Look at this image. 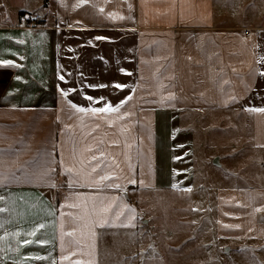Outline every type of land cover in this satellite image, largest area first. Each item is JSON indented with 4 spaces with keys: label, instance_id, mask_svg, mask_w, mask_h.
<instances>
[{
    "label": "crops",
    "instance_id": "1",
    "mask_svg": "<svg viewBox=\"0 0 264 264\" xmlns=\"http://www.w3.org/2000/svg\"><path fill=\"white\" fill-rule=\"evenodd\" d=\"M3 7L0 264H144L140 194L204 187L195 127L225 119L241 128L208 158L237 179L184 243L264 264V112L247 110L264 108V0H41L18 23Z\"/></svg>",
    "mask_w": 264,
    "mask_h": 264
},
{
    "label": "rangeland",
    "instance_id": "2",
    "mask_svg": "<svg viewBox=\"0 0 264 264\" xmlns=\"http://www.w3.org/2000/svg\"><path fill=\"white\" fill-rule=\"evenodd\" d=\"M0 5H4L3 9L8 16V22L18 23V20H20V14H17L19 8L38 12L41 0H0ZM27 19L25 17L24 20ZM218 124L217 120L209 123L212 132L211 135L208 133V137H205L204 140L203 133L206 132H204L202 124L195 127L198 139L197 160L200 165V168L197 166V178L199 183L203 182L201 178L207 180L204 187L199 188L197 186L194 192L190 191L187 193L161 191L140 194L139 203L137 204L145 223L141 225L143 227L137 233V239L142 244L140 255L143 256L144 264H159L161 260L167 262L168 260L166 259L172 255L175 260L171 257L170 262H177V264H190L189 261L191 264H219L223 260L219 255L217 257V253L202 250L198 242L191 240L190 243H184L185 238H183L184 236L191 238L196 236L193 234V228H199L200 217L198 213L203 207H208L209 205L208 215L212 216L214 193L215 189L219 188L217 186H221L220 188L226 187L237 179L234 172L214 167L208 157L217 150L221 152L227 151L226 149L231 147L230 140H233L241 127L237 122H233L230 119H225L221 126H218ZM202 141H205V145H203ZM202 165H204V168L201 167ZM193 217L195 218L193 219ZM192 220L193 223H191ZM207 221L206 242L213 243L211 218ZM168 231L174 233V238L178 237L173 245L176 246L175 249H167ZM157 237H161L162 245L165 249H154ZM161 264L167 263L161 262Z\"/></svg>",
    "mask_w": 264,
    "mask_h": 264
},
{
    "label": "snow or ice",
    "instance_id": "3",
    "mask_svg": "<svg viewBox=\"0 0 264 264\" xmlns=\"http://www.w3.org/2000/svg\"><path fill=\"white\" fill-rule=\"evenodd\" d=\"M97 39H104L103 37H97ZM8 64H11V62L9 61V62H7ZM15 67H19V65H15ZM127 75H132V73H126ZM260 75L262 76V77H264V72H262V73H260ZM61 80H64L65 78H64V76H60L59 77ZM95 87H106V85H99V86H95ZM114 87L115 88H117V89H124L125 87H127V85H122V84H119V83H117V84H115L114 85ZM71 91H73V89H67V90H64L63 91V95L64 96H67L68 94H69V92H71ZM87 100H89V101H92L94 98L93 97H91V96H87V97H85ZM132 99V97L129 95L128 97H126V100L125 101H122L121 103L123 104V103H127V101L128 100H131ZM97 103H99L100 101L99 100H97L96 101ZM72 107L73 108H76V110L78 111V112H81V113H83V112H91V113H112V112H118L119 111V107L120 106H113V105H111V104H107V106H102V107H100V108H84V107H77L75 104H73L72 105ZM248 111H252V112H264V108H260V107H253V108H249V109H247ZM93 170H95V169H93ZM70 171V170H69ZM100 179L101 180H103V179H106V177H104V176H101L100 177ZM133 183H134V181H133ZM175 186V185H174ZM186 191H191V189L190 188H188V189H185ZM0 211H2V209H0ZM129 211L130 212H134V210H132V209H129ZM101 226H103V225H101ZM110 227L111 226H114V225H109ZM122 226H129V225H122ZM41 227H43V225H41ZM33 235H35V233H33ZM25 243H29V241H26ZM40 243H42V241L40 242ZM38 259H43V257H38Z\"/></svg>",
    "mask_w": 264,
    "mask_h": 264
},
{
    "label": "trees",
    "instance_id": "4",
    "mask_svg": "<svg viewBox=\"0 0 264 264\" xmlns=\"http://www.w3.org/2000/svg\"><path fill=\"white\" fill-rule=\"evenodd\" d=\"M20 15H21V17H22V16L24 15V13H21Z\"/></svg>",
    "mask_w": 264,
    "mask_h": 264
}]
</instances>
